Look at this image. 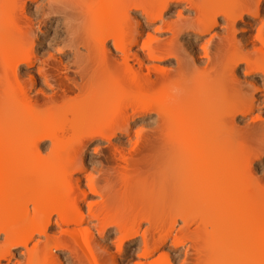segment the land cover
Segmentation results:
<instances>
[{
  "label": "bare ground",
  "instance_id": "obj_1",
  "mask_svg": "<svg viewBox=\"0 0 264 264\" xmlns=\"http://www.w3.org/2000/svg\"><path fill=\"white\" fill-rule=\"evenodd\" d=\"M33 1L0 0L2 262L63 264L60 251L66 264H126L127 256L169 264L165 252L150 259L169 241V251L182 250L177 264H264V185L253 166L264 125L256 114L244 119L254 99L259 106L264 45L252 17L236 19L241 0H45L38 15ZM51 22L62 31L35 53ZM200 40L202 57L193 47ZM168 59L170 71L155 64ZM157 80L158 96L148 95ZM150 114L151 138L168 158L163 170L137 156L142 127L136 141L112 143ZM96 138L109 156L87 172L84 149ZM83 172L82 183L74 176Z\"/></svg>",
  "mask_w": 264,
  "mask_h": 264
},
{
  "label": "rangeland",
  "instance_id": "obj_2",
  "mask_svg": "<svg viewBox=\"0 0 264 264\" xmlns=\"http://www.w3.org/2000/svg\"><path fill=\"white\" fill-rule=\"evenodd\" d=\"M37 4H39L40 5V7H39V9L37 10L38 11V13H36V15H38L39 13H41V12H43L44 11V7H45V0H34L33 2H31L29 5V11H31V13H33L34 11H35V7H36V5ZM177 9H180V6L178 5V6H174V7H172L168 12H166V14H164V19L166 20V21H172L173 20V17H175L174 15H175V12L177 11ZM40 11V12H39ZM185 15V14H184ZM175 19V18H174ZM156 23H158V22H156ZM156 25H158V24H156ZM61 25L60 24H58L57 22H51V24L50 25H48V27L47 28H44V25H41V32H42V35H41V39L39 40V41H36L35 42V47H34V51H35V53H38V54H40V53H46L47 51H49V48H48V46L50 45V44H52L51 42V40L55 37V36H57V34H59L62 30H61ZM152 29H153V27L152 26H150L149 28H148V30L147 31H149L150 33H152V34H154L157 38H160V39H163V38H165V37H167L168 36V34L165 32V31H163L164 29H162L161 31H159V32H156V33H153L152 32ZM240 30H238V34L237 35H239V32ZM211 35L212 34H216V35H219V33H221V29H220V26H218V27H216V28H214L211 32ZM166 35V36H165ZM144 34H143V36H142V38H144ZM206 39L208 38V36H206L205 37ZM204 38V39H205ZM203 39V40H204ZM181 41L180 42H182L185 46H187L188 45V43L189 42H191V40H189L188 41V37H182L181 39H180ZM203 40H200V41H196L195 42V44L193 45V47L197 50V52L199 51L200 53H199V55L201 54V56L200 57H202V51H201V49L199 48V46H200V44L202 43V41ZM216 40H217V38H214V40H212V41H214V42H212L213 44L214 43H216ZM199 44V45H198ZM200 49V50H199ZM60 58H61V60L62 61H67V59H69V57H70V55L69 54H67V55H64V56H59ZM155 64L156 65H158L160 68H162V69H165V70H172L173 68H174V66H175V63H174V60H172V59H168V60H162V61H157V62H155ZM173 67V68H172ZM243 67V66H242ZM241 66L238 68V70H237V73H242L243 72V68H242ZM242 68V69H241ZM33 70V69H32ZM28 71H31V70H23L22 71V73H27ZM240 73V74H241ZM239 74V75H240ZM242 75V74H241ZM240 75V76H241ZM259 106H257L256 108L259 110V108H258ZM258 110H257V112H258ZM254 115V114H253ZM153 118H154V116H153V114L151 115H148L147 117H145L144 119L143 118H136L135 120H134V122L132 121L131 123H130V129L131 130H129L128 131V134L125 136H122L121 138H119V139H117V138H114V139H112V143L114 142V143H116L117 141H119V142H125L126 141V139H128V138H131L132 139V141L133 140H135V139H137V137H135V136H133V133H134V131H136V130H138V129H140V127H142V129L144 130V132L143 133H141L142 134V136L141 135H139V137H138V144H139V146H137L136 148L139 150L138 152L139 153H137V154H139V155H137V156H142L144 153H143V151L145 152V150H146V148H147V146H148V143H149V141H150V139H152L151 138V134H150V128H151V126L153 125L152 124V122L151 121H153ZM250 120H248V122H249ZM241 123H240V125L241 126H243V121H240ZM142 124L144 125V126H142ZM152 124V125H151ZM140 126V127H139ZM141 136V137H140ZM134 137V138H133ZM245 137H247V136H245ZM87 141V140H86ZM85 141V142H86ZM136 141V140H135ZM88 142V143H87ZM86 142V146H85V149H84V162H85V165L87 166L86 167V169L88 168V170H86L87 172H89L90 170L89 169H91L90 167H96V166H98V162H100V163H102V164H104L105 165V161H104V157L106 158L105 160L107 161V157L109 156V147L107 146V143H106V141H104V140H102V139H99V138H96V139H94V140H90V141H87ZM134 142V141H133ZM137 144V145H138ZM48 145V143L46 142V143H44V144H42V147H46ZM133 145V143L131 142V146ZM128 146H130V144L129 145H127L126 147H128ZM134 148V147H133ZM136 149V150H137ZM131 150V149H130ZM140 152L142 153V154H140ZM106 155V156H105ZM138 157V158H139ZM103 159V160H102ZM103 161H104V163H103ZM254 168L257 170L256 171V174H258V178H259V176H260V170H261V162L260 161H256V162H254ZM87 172H83V173H80V174H76L74 177H79L80 179H81V181H82V183L84 182V180L82 179L83 178V176H84V173H87ZM87 201H95V197L94 196H91V195H89V196H87ZM84 206H86V204H84ZM84 209H86V207H84ZM55 230V227L54 226H51L49 229H48V233H50L51 231H54ZM94 233V235H96V233H95V231H93ZM110 235H112V234H110ZM110 238H111V236H109ZM108 237V238H109ZM106 239V240H104V244H109V240H110V238L109 239ZM0 240H2V238L0 237ZM139 242V238L136 240V241H134L131 245V248H135V245H137V243ZM111 246V250L112 249H115V247L113 246V245H110ZM112 246H113V248H112ZM169 247H170V244H169V241H167V243L162 247V248H160L158 251H156L155 253H154V255H152L151 257H150V259L152 260V259H154V258H157V256L159 255V253L160 252H165V253H167L169 256H170V258L173 260V257H175V256H177V254L178 255H181L180 253V251H182L181 250V248H178L176 251H169L168 249H169ZM21 251V248H16V249H14V250H12V252H13V254L15 255V259H19V252ZM112 251H115V250H112ZM180 252V253H179ZM55 255H57V257L63 262V264H66V263H68V261L66 260V256H67V254L64 252H60V251H56V253H55ZM129 257L127 256L126 257V259H125V262L124 263H128V262H130V260L128 259ZM66 260V261H65ZM15 260H12V262L11 263H9V264H12L13 262H14ZM130 263H132V262H130ZM2 264H5V262H2ZM129 264V263H128ZM178 264H179V262H178Z\"/></svg>",
  "mask_w": 264,
  "mask_h": 264
},
{
  "label": "snow or ice",
  "instance_id": "obj_3",
  "mask_svg": "<svg viewBox=\"0 0 264 264\" xmlns=\"http://www.w3.org/2000/svg\"><path fill=\"white\" fill-rule=\"evenodd\" d=\"M61 8H68L73 7L67 4H60L58 5ZM37 8L40 7L39 4L36 5ZM49 7H53L50 5ZM236 8L242 10L241 14L236 17V19H240L241 16L245 17H252V21L255 24L259 25V29L257 31V40L260 42L261 45H264V0H241L240 3L235 5ZM246 10V11H244ZM143 23V21H141ZM227 27V24H225ZM244 46H241V50L243 51ZM245 76H248V73L245 72ZM262 80H264V75L261 77ZM47 78L45 79V83H47ZM159 80L152 83L150 86H148L145 91L150 96H158L159 94ZM117 87L129 90L135 93L136 91V85L134 83L129 82L125 79L117 78L116 80ZM249 87H252L249 85ZM255 91H258L260 93L259 98V112L256 111V100H253V108L252 111L244 117L245 120H248L249 115L256 114L258 121L261 123V125H264V87H261L259 89H254ZM233 133L238 135L239 129L233 127L232 129ZM137 135L139 137L140 133L139 130L137 132ZM261 170H260V182L262 185H264V128H262V135H261ZM146 162L150 166V170H163L168 165V158L167 154L160 148L159 146V138L153 137L150 139L148 146L144 152L143 155V161ZM0 264H2V258H0ZM169 264H177V261L172 260L169 262Z\"/></svg>",
  "mask_w": 264,
  "mask_h": 264
}]
</instances>
